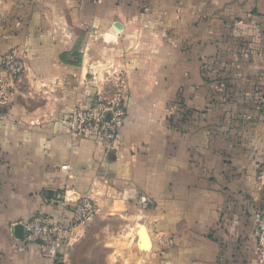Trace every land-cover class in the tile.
Here are the masks:
<instances>
[{
    "label": "crops",
    "instance_id": "obj_1",
    "mask_svg": "<svg viewBox=\"0 0 264 264\" xmlns=\"http://www.w3.org/2000/svg\"><path fill=\"white\" fill-rule=\"evenodd\" d=\"M261 34L264 0H0V57L18 49L26 62L0 114V264H56L15 227L40 211L69 220L83 197L98 213L65 264L98 236L105 264H264V56L229 54L241 118L201 71L216 41ZM117 76L127 118L116 142L72 137L70 111ZM180 92L200 112L187 131L167 120Z\"/></svg>",
    "mask_w": 264,
    "mask_h": 264
},
{
    "label": "built area",
    "instance_id": "obj_2",
    "mask_svg": "<svg viewBox=\"0 0 264 264\" xmlns=\"http://www.w3.org/2000/svg\"><path fill=\"white\" fill-rule=\"evenodd\" d=\"M0 66L4 73V77H0L1 114L8 104L10 88L26 70V62L18 49H10L1 55ZM101 86L89 106H75L70 111L66 126L74 138L99 136L103 142L112 145L127 118L124 103L125 81L121 76H117L115 81L104 78ZM261 178H264V164ZM97 213V204L89 197L75 201L69 220H55L40 211L23 223L24 246L37 244L43 254H47L57 263L62 260L64 252L75 240L76 229L87 225ZM256 223V252L264 262V212L257 216Z\"/></svg>",
    "mask_w": 264,
    "mask_h": 264
},
{
    "label": "trees",
    "instance_id": "obj_3",
    "mask_svg": "<svg viewBox=\"0 0 264 264\" xmlns=\"http://www.w3.org/2000/svg\"><path fill=\"white\" fill-rule=\"evenodd\" d=\"M212 45L214 53L201 59V71L205 82L212 84L213 97L222 94L226 102L224 107L227 109V112L234 115V117L241 118L243 115H238L237 112L241 106L239 104L240 101L237 98L232 99L231 97L233 94L231 91L234 87L233 79L235 74L231 67L230 62H232V59L229 58V54L234 52L238 58L248 59L250 61L255 58L261 59L264 56V35L261 34L254 37V39L247 36L234 37L232 35H226L223 41H216ZM192 47L193 45L189 41H186L185 48L190 50ZM257 55L260 57H257ZM261 76L262 74L258 75L256 81L260 82L262 80ZM260 85L262 84H258L256 93L264 94V89ZM215 101V99L210 101V104L213 105ZM254 106L256 105L254 104ZM256 107L259 108L260 112H264V104L258 103ZM171 110L172 113L167 120L171 127L180 131H187L190 126L192 127L197 120V115L200 113L199 110L190 107L185 102V98L181 92L172 101Z\"/></svg>",
    "mask_w": 264,
    "mask_h": 264
},
{
    "label": "rangeland",
    "instance_id": "obj_4",
    "mask_svg": "<svg viewBox=\"0 0 264 264\" xmlns=\"http://www.w3.org/2000/svg\"><path fill=\"white\" fill-rule=\"evenodd\" d=\"M18 80L19 79H17L16 81ZM117 224V222H109V227L114 225V229H117ZM101 226V221H95V228H101ZM115 235L116 234H112L111 237H107V239H113L114 241L118 240L116 239V237H114ZM100 241L101 236H98L96 239L87 238L81 244H79L78 247L73 250V253L71 255V260L73 264H105V252L101 249L99 245Z\"/></svg>",
    "mask_w": 264,
    "mask_h": 264
},
{
    "label": "water",
    "instance_id": "obj_5",
    "mask_svg": "<svg viewBox=\"0 0 264 264\" xmlns=\"http://www.w3.org/2000/svg\"><path fill=\"white\" fill-rule=\"evenodd\" d=\"M15 232H16V234L18 235V237H22V235H23V232H24V229H23V226L22 225H17L16 227H15ZM138 232H139V234H140V245H141V247L142 248H144V249H146V251H148L149 249H150V241H148L149 242V244L148 245H145V242H144V238H143V234H145L146 236H147V233H146V231H145V229H144V227L143 226H141V225H138ZM56 264H65V262L64 261H59V262H57Z\"/></svg>",
    "mask_w": 264,
    "mask_h": 264
},
{
    "label": "bare ground",
    "instance_id": "obj_6",
    "mask_svg": "<svg viewBox=\"0 0 264 264\" xmlns=\"http://www.w3.org/2000/svg\"><path fill=\"white\" fill-rule=\"evenodd\" d=\"M115 29H116V26H115Z\"/></svg>",
    "mask_w": 264,
    "mask_h": 264
}]
</instances>
